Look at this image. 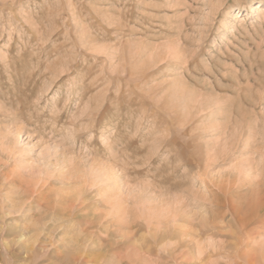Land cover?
Segmentation results:
<instances>
[{
  "label": "rangeland",
  "instance_id": "obj_1",
  "mask_svg": "<svg viewBox=\"0 0 264 264\" xmlns=\"http://www.w3.org/2000/svg\"><path fill=\"white\" fill-rule=\"evenodd\" d=\"M263 179L264 0H0V264H264Z\"/></svg>",
  "mask_w": 264,
  "mask_h": 264
},
{
  "label": "bare ground",
  "instance_id": "obj_2",
  "mask_svg": "<svg viewBox=\"0 0 264 264\" xmlns=\"http://www.w3.org/2000/svg\"><path fill=\"white\" fill-rule=\"evenodd\" d=\"M260 9V7L257 9V11ZM66 63V62H65ZM224 129V128H223ZM180 143V142H179ZM213 143V142H212ZM241 143V142H240ZM208 146V145H207ZM212 147V146H211ZM224 147V146H223ZM221 148V147H220ZM264 180V179H263ZM262 182H264V181H262ZM258 187V186H257ZM253 188V187H252ZM263 188V187H262ZM253 191H255V189L253 190ZM262 192V191H261ZM254 195H255V193H254ZM262 195H263V199H261L262 201L264 200V194H261V197H262ZM257 197V196H256ZM260 197V198H261ZM245 198V197H244ZM243 198V199H244ZM258 198V197H257ZM260 200V201H261ZM253 201H254V199H253ZM254 203V202H253ZM257 203V202H256ZM252 204V203H251ZM249 205V206H252V208L254 209V210H256V208L258 207V208H262V207H264V203H262V205H259V204H261V203H257V205H256V207L254 208L253 207V205ZM240 206V205H239ZM260 206V207H259ZM233 207V206H232ZM237 208V207H236ZM252 208H250V209H252ZM234 209V208H233ZM258 210V209H257ZM260 210V209H259ZM253 211V210H252ZM255 212V211H254ZM257 212V211H256ZM258 213V212H257ZM259 214V213H258ZM223 216V215H222ZM221 217V216H220ZM264 219V218H263ZM221 220H222V217H221ZM220 223V222H219ZM211 229V228H210ZM219 229V228H218ZM258 229V228H257ZM255 230V229H254ZM215 231V230H214ZM217 231V230H216ZM23 232H26V233H31L30 232V230L29 231H24V230H22V233L21 232H18L16 235L18 236V238L19 239H22L23 237H24V233ZM218 232V231H217ZM253 232V231H252ZM247 236V235H246ZM235 237H236V235H235ZM241 239H242V237H241ZM34 240V238L31 236V237H29V238H26V241L27 242H25V241H23L21 244H20V248L23 250V249H26V251L27 250H30V249H32L33 247H32V243H31V241H33ZM250 240V239H249ZM236 241V240H235ZM240 241V240H239ZM234 246V245H233ZM248 262V261H247Z\"/></svg>",
  "mask_w": 264,
  "mask_h": 264
}]
</instances>
